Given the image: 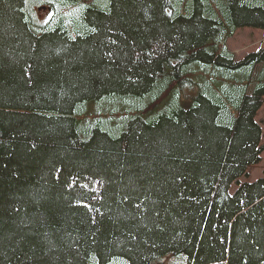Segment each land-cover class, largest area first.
Segmentation results:
<instances>
[{
    "label": "trees",
    "instance_id": "trees-1",
    "mask_svg": "<svg viewBox=\"0 0 264 264\" xmlns=\"http://www.w3.org/2000/svg\"><path fill=\"white\" fill-rule=\"evenodd\" d=\"M240 27L264 0H0V264H264V177L230 192L264 151Z\"/></svg>",
    "mask_w": 264,
    "mask_h": 264
},
{
    "label": "rangeland",
    "instance_id": "rangeland-1",
    "mask_svg": "<svg viewBox=\"0 0 264 264\" xmlns=\"http://www.w3.org/2000/svg\"><path fill=\"white\" fill-rule=\"evenodd\" d=\"M34 8L40 23L45 24L50 21L52 17H55L52 9L49 10L46 7L39 9L38 6ZM65 12L67 13V21H69L70 26L73 28L79 27L81 24L82 9L79 6L74 5L65 9ZM35 23L36 27H40L41 24H38L36 21ZM223 45L229 50H232L236 54L237 58H243L249 52L256 51L264 46V28L240 27L237 29L235 35L228 38L223 43ZM95 115L103 116L105 118L113 117L112 124L113 126H117L119 122H117L116 120L122 115V113L120 111H117L115 109V106L103 105L102 107H97L93 105L90 111L81 110L80 113L77 114L80 119H94ZM256 118L262 124L264 133V104L260 108ZM262 142L264 143V135ZM261 177H264V151L262 153L261 161L256 164H252L248 169V174H245L244 176L240 177L239 180L234 181L230 188V192L235 193L241 182L255 181ZM110 264H128V261L125 258L116 257ZM162 264H188L187 254H169L163 258Z\"/></svg>",
    "mask_w": 264,
    "mask_h": 264
}]
</instances>
